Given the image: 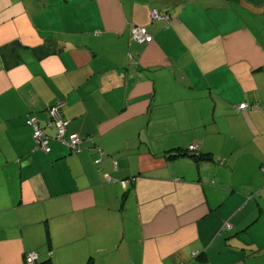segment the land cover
Listing matches in <instances>:
<instances>
[{
  "label": "crops",
  "instance_id": "obj_1",
  "mask_svg": "<svg viewBox=\"0 0 264 264\" xmlns=\"http://www.w3.org/2000/svg\"><path fill=\"white\" fill-rule=\"evenodd\" d=\"M60 104L91 137L80 154L34 149L28 117L54 137ZM195 144L199 160L168 159ZM33 252L264 264V0H0V264Z\"/></svg>",
  "mask_w": 264,
  "mask_h": 264
},
{
  "label": "built area",
  "instance_id": "obj_2",
  "mask_svg": "<svg viewBox=\"0 0 264 264\" xmlns=\"http://www.w3.org/2000/svg\"><path fill=\"white\" fill-rule=\"evenodd\" d=\"M152 17L155 20H163L164 18H161L156 11L152 12ZM133 34L135 38L138 40V42H151L152 38L147 33L145 28H137L133 30ZM61 107L62 105H57L51 109H49L50 115H51V121L49 122V127H56L58 129L57 139L65 144L69 149L74 151L75 153H78L81 151V137L77 134H72L68 138H66V126L67 123L63 120L61 116ZM246 104L240 106V109H245ZM28 124L33 126L34 128V135L33 138L36 143V149L41 150L44 152H50V140L48 137H46L45 133L42 131L41 127L38 124L37 118H31L28 120ZM192 150H197V145H192L190 147ZM100 161H97L96 163H99ZM106 180L108 182H113L112 177L110 175H106ZM124 188H127V181L122 182ZM227 228L231 229V224H226ZM39 255L37 253H28L25 257V264H34L38 260Z\"/></svg>",
  "mask_w": 264,
  "mask_h": 264
},
{
  "label": "trees",
  "instance_id": "obj_3",
  "mask_svg": "<svg viewBox=\"0 0 264 264\" xmlns=\"http://www.w3.org/2000/svg\"><path fill=\"white\" fill-rule=\"evenodd\" d=\"M153 11H156L157 12V14L161 17V18H164L163 20H155V19H153V17H152V12ZM150 18H151V20H152V22H165L166 24H167V26L169 27L170 25H171V23L173 22V17L171 16V15H169L167 12H165V11H163V10H160V9H158V8H152V10H151V13H150ZM137 28H145L146 29V31H147V33L151 36V38H152V40H151V42H143V43H140V42H138V40L135 38V36H134V34H133V30L134 29H137ZM131 37H132V39H133V41L134 42H136L138 45H147V44H150V43H152L153 42V36L148 32V30H147V28L146 27H143V26H132V28H131ZM130 59L132 60V61H135L134 60V58H133V56H131L130 55ZM244 104H246V108L245 109H240V106H242V105H244ZM62 108V107H61ZM250 108V105L248 104V103H242V104H240L239 106H238V110H240V111H246L247 109H249ZM61 112V111H60ZM48 116H49V120H48V123H47V127L48 128H51V129H54L55 130V136L54 137H51V136H49L46 132H45V130H44V128H42L41 126H40V124H39V121H38V124H39V126L41 127V129H42V131L45 133V135H46V137H48L49 138V140H50V148H51V144H52V142L53 141H56V142H58V143H60V144H62L63 146H65V147H67L65 144H63L62 142H60L58 139H57V134H58V129L56 128V127H49V122L51 121V115H50V112H49V110H48ZM61 116H62V113H61ZM31 118H35V117H28V119H27V124H28V120L29 119H31ZM64 120V119H63ZM65 121V120H64ZM66 122V121H65ZM67 123V126H66V138H68L70 135H72V134H76V133H70V134H68V122H66ZM29 125V124H28ZM30 127H32V129H33V135H34V128H33V126H31V125H29ZM77 135H79V134H77ZM80 136V135H79ZM33 137V136H32ZM81 137V140H82V143H81V151L80 152H78V153H75L74 151H72L71 149H70V151L72 152V153H74V154H80V153H82L83 152V150L85 149V143L87 142V141H90L91 140V137H82V136H80ZM33 141H34V149H35V151H41V150H37L36 149V143H35V140H34V138H33ZM195 145H197L198 146V149L197 150H192V149H190V147L192 146V145H190V146H188L187 147V149H186V151L184 150V151H177L175 154H172L173 153V151H169L167 154H168V159H175V158H178V157H182V156H188L189 154H191V155H193L192 156V158L193 159H197V160H199L200 158H202L201 157V146L200 145H198V144H195ZM69 149V148H68ZM51 151H52V148H51V150H50V152H44V151H42V152H44V153H46V154H49V153H51ZM97 154H98V157H97V159L95 160V163L97 162V161H100L99 163H96V165H98V167H100V164L102 163V158L106 155V153L103 151V149L102 148H100L99 146H97ZM114 164V169L115 170H117V168H118V164H117V162H114L113 163ZM101 170V169H100ZM106 175H110V174H108V173H106L104 176H106ZM111 176V175H110ZM112 177V176H111ZM105 179H106V177H105ZM112 180L113 181H115V179H113V177H112ZM135 182V179H132V184ZM121 184H122V182H121ZM122 186H123V184H122ZM123 188H124V186H123ZM128 188V187H127ZM127 188H124V189H127ZM226 224H230V223H226ZM226 224H225V228H227V226H226ZM227 229H229V228H227ZM33 253H35V252H33ZM38 255H39V258H38V260L36 261V263H34V264H38L39 263V261H40V254L39 253H37ZM26 255H28V254H26ZM26 255H25V257H26ZM49 256L50 257H52V253H49ZM25 257H24V264H25Z\"/></svg>",
  "mask_w": 264,
  "mask_h": 264
}]
</instances>
